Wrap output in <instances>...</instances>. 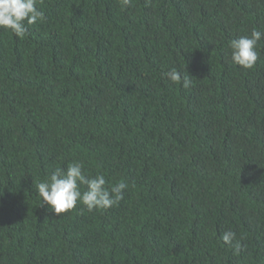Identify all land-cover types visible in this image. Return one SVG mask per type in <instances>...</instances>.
<instances>
[{"label": "trees", "instance_id": "1", "mask_svg": "<svg viewBox=\"0 0 264 264\" xmlns=\"http://www.w3.org/2000/svg\"><path fill=\"white\" fill-rule=\"evenodd\" d=\"M37 7L0 28V264H264V39L251 69L229 47L264 0ZM76 161L124 199L54 214L36 185Z\"/></svg>", "mask_w": 264, "mask_h": 264}, {"label": "clouds", "instance_id": "2", "mask_svg": "<svg viewBox=\"0 0 264 264\" xmlns=\"http://www.w3.org/2000/svg\"><path fill=\"white\" fill-rule=\"evenodd\" d=\"M39 2L41 0H0V28L23 38L29 26L45 19L44 12L37 7ZM123 3L128 5L131 0H123ZM261 39H264V32L254 28L250 36L232 40L229 44L232 62L244 69L253 68L259 58L257 45ZM166 76L173 83L182 82L184 88L191 86L189 76L182 77L175 69L169 70ZM82 186H86V190L82 191ZM127 187L124 182L109 186L105 176L100 173L94 177L86 175L83 163L76 161L70 163L66 170L57 167L46 180L36 185V192L42 204H47L54 214L60 216L78 204L88 212L107 210L124 199ZM222 240L239 252L240 243L236 241L234 231L225 232Z\"/></svg>", "mask_w": 264, "mask_h": 264}]
</instances>
